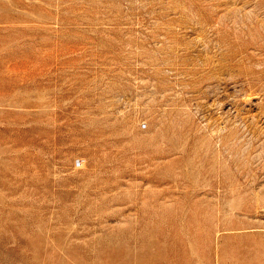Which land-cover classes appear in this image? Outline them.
<instances>
[{
	"label": "rangeland",
	"instance_id": "rangeland-1",
	"mask_svg": "<svg viewBox=\"0 0 264 264\" xmlns=\"http://www.w3.org/2000/svg\"><path fill=\"white\" fill-rule=\"evenodd\" d=\"M0 264H264V0H0Z\"/></svg>",
	"mask_w": 264,
	"mask_h": 264
}]
</instances>
